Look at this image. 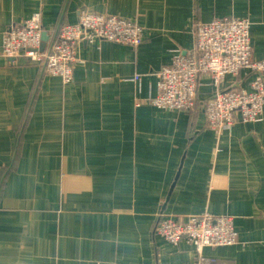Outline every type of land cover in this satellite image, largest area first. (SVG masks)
Returning a JSON list of instances; mask_svg holds the SVG:
<instances>
[{
    "label": "crops",
    "instance_id": "obj_1",
    "mask_svg": "<svg viewBox=\"0 0 264 264\" xmlns=\"http://www.w3.org/2000/svg\"><path fill=\"white\" fill-rule=\"evenodd\" d=\"M82 9L134 19L144 41L82 43L67 85L0 57V264H264V107L217 135L205 76L191 111L148 102L159 69L194 50L198 22L249 19L252 57L264 59V0H0V45L32 15L50 43ZM250 79L225 88L249 91ZM204 212L232 217L237 243L197 254L155 233L162 215Z\"/></svg>",
    "mask_w": 264,
    "mask_h": 264
},
{
    "label": "built area",
    "instance_id": "obj_2",
    "mask_svg": "<svg viewBox=\"0 0 264 264\" xmlns=\"http://www.w3.org/2000/svg\"><path fill=\"white\" fill-rule=\"evenodd\" d=\"M247 18L228 17L198 22L194 25V50L189 56L178 55L157 73L155 94L148 102L157 109L176 112L192 110L199 86L205 76L213 89L204 107L208 129L215 134L231 129L238 116L243 123L261 121L264 107V59L252 57ZM43 28L39 15H32L5 32L0 57L25 58L40 67L48 77L67 85L73 80L74 66L79 62L82 43L111 42L137 48L144 41L143 28L134 20L118 16L79 11L75 23L59 27L55 39L47 41L43 50ZM246 71L251 79L249 91L226 89L227 78L235 79ZM134 75L129 81L139 82ZM215 191L209 188L208 203ZM157 236L176 245L184 240L199 254L203 248L231 246L237 243L234 219L212 216L204 212L184 217L164 216L155 228ZM196 264H205L200 259Z\"/></svg>",
    "mask_w": 264,
    "mask_h": 264
},
{
    "label": "water",
    "instance_id": "obj_3",
    "mask_svg": "<svg viewBox=\"0 0 264 264\" xmlns=\"http://www.w3.org/2000/svg\"><path fill=\"white\" fill-rule=\"evenodd\" d=\"M41 40H42V44H41V46H40V50H43V48H44V46H45V43L48 41V36H47V34L45 33V32H42V36H41ZM9 61H14V59L12 58V59H9ZM181 168V167H180ZM180 168L178 169V171H177V173H176V176H175V178H174V182L172 183V185H171V187H170V191H169V194H170V192L172 191V189H173V187H174V185H175V182H176V180H177V178H178V174H179V170H180ZM168 198H169V195L167 196V199L166 200H168ZM164 209V207L162 208V210Z\"/></svg>",
    "mask_w": 264,
    "mask_h": 264
},
{
    "label": "trees",
    "instance_id": "obj_4",
    "mask_svg": "<svg viewBox=\"0 0 264 264\" xmlns=\"http://www.w3.org/2000/svg\"><path fill=\"white\" fill-rule=\"evenodd\" d=\"M207 101H208V100H206V101H205V103H204V105H203V106H205V104L207 103ZM195 102H196V98H195ZM195 102H194V107H193V109H194V108H195V106H196V103H195ZM189 111H191V110H189ZM186 112H188V111H186Z\"/></svg>",
    "mask_w": 264,
    "mask_h": 264
},
{
    "label": "rangeland",
    "instance_id": "obj_5",
    "mask_svg": "<svg viewBox=\"0 0 264 264\" xmlns=\"http://www.w3.org/2000/svg\"><path fill=\"white\" fill-rule=\"evenodd\" d=\"M251 39V38H250ZM251 43H252V41H251ZM252 45V44H251ZM229 79H231V78H227V80H226V83H228V81H229ZM195 251V250H194ZM196 252V251H195Z\"/></svg>",
    "mask_w": 264,
    "mask_h": 264
},
{
    "label": "bare ground",
    "instance_id": "obj_6",
    "mask_svg": "<svg viewBox=\"0 0 264 264\" xmlns=\"http://www.w3.org/2000/svg\"><path fill=\"white\" fill-rule=\"evenodd\" d=\"M132 20H134V19H132ZM135 21V20H134Z\"/></svg>",
    "mask_w": 264,
    "mask_h": 264
}]
</instances>
